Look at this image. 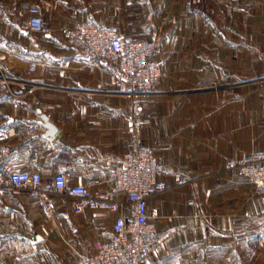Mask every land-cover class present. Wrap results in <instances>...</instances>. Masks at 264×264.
<instances>
[{"label":"crops","instance_id":"1","mask_svg":"<svg viewBox=\"0 0 264 264\" xmlns=\"http://www.w3.org/2000/svg\"><path fill=\"white\" fill-rule=\"evenodd\" d=\"M32 5L44 31L29 27ZM88 19L123 38L161 34L150 59L164 61L163 74L149 94L130 95L114 65L65 41L64 27ZM219 25L207 0H0V127L18 129L0 142V163L74 184L100 179L94 189L125 200L106 179L125 153L151 147L168 187L148 199L165 234L146 264H264V193L227 168L264 151V0H232V39ZM33 121L41 128L29 135ZM53 197L46 219L28 190L0 195V264H74L113 236L118 213L81 215Z\"/></svg>","mask_w":264,"mask_h":264},{"label":"built area","instance_id":"2","mask_svg":"<svg viewBox=\"0 0 264 264\" xmlns=\"http://www.w3.org/2000/svg\"><path fill=\"white\" fill-rule=\"evenodd\" d=\"M29 13L31 31H44L47 25L41 7L32 5ZM63 33L65 41L90 61L102 59L114 65L118 80L128 88L130 95L138 97L149 94L155 80L163 74L164 61L150 59L160 46L159 32L153 33L150 39L123 38L116 28L103 21L88 19L64 27ZM69 64L67 60L65 65ZM37 66V62L30 63V70H36ZM14 79L27 92L34 90L19 76H14ZM135 127V122L131 120L130 128L134 130ZM40 128L41 124L33 121L26 127V132L33 135ZM17 133L14 125L0 127V142L8 141ZM227 168L233 178L244 179L259 193H264V151L229 160ZM161 171L162 166L151 147L141 145L136 155L125 153L121 165L111 171L106 179L126 194L124 200L104 189H94L93 186L101 184L100 179L92 180L89 185L74 184L61 171L48 179L37 170L16 169L13 161L8 160L0 163V195L28 190L38 200L46 219L53 218L55 214L57 202L54 193L67 197L72 211L77 214L85 215L94 209L118 213L113 223V236L103 242L97 251L81 256L74 264H146L165 234L152 220L159 216L158 211L150 212L148 208V199L168 187L158 178ZM181 180L187 181V178L181 177ZM42 231L49 235L45 224ZM170 233L168 230L167 234Z\"/></svg>","mask_w":264,"mask_h":264},{"label":"rangeland","instance_id":"3","mask_svg":"<svg viewBox=\"0 0 264 264\" xmlns=\"http://www.w3.org/2000/svg\"><path fill=\"white\" fill-rule=\"evenodd\" d=\"M207 1H208V7L215 12L216 18L220 23L219 29L225 31L226 26L228 25V27H230L231 29L230 35L232 39V0H207ZM216 28L218 27L216 26Z\"/></svg>","mask_w":264,"mask_h":264},{"label":"water","instance_id":"4","mask_svg":"<svg viewBox=\"0 0 264 264\" xmlns=\"http://www.w3.org/2000/svg\"><path fill=\"white\" fill-rule=\"evenodd\" d=\"M41 115H47V114L43 113V114H41ZM42 122H43V124L48 128V132L53 133L52 131H53V129H54V126H53V124L51 123V121H49L48 117L43 116V121H42ZM51 133H50V134H51ZM35 236L38 237V238H41L40 235H39L38 233H36Z\"/></svg>","mask_w":264,"mask_h":264}]
</instances>
